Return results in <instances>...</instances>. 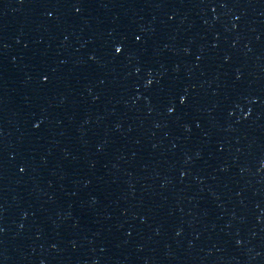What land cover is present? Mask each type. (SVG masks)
<instances>
[{
  "label": "water",
  "instance_id": "obj_1",
  "mask_svg": "<svg viewBox=\"0 0 264 264\" xmlns=\"http://www.w3.org/2000/svg\"><path fill=\"white\" fill-rule=\"evenodd\" d=\"M0 264H264V0H0Z\"/></svg>",
  "mask_w": 264,
  "mask_h": 264
},
{
  "label": "snow or ice",
  "instance_id": "obj_2",
  "mask_svg": "<svg viewBox=\"0 0 264 264\" xmlns=\"http://www.w3.org/2000/svg\"><path fill=\"white\" fill-rule=\"evenodd\" d=\"M77 11H79V9H77ZM136 40H140V36H136ZM115 51H116V52H120V51H121V49H120L119 47H116V48H115ZM45 80H47V77H45ZM148 83H149V84H151V83H152V81H151V80H149V81H148ZM180 99H181V102H183V100H184V97H183V96H181V97H180ZM169 111L171 112V111H173V109H171V108H170V109H169ZM20 170H21V171H24V169H23V168H21Z\"/></svg>",
  "mask_w": 264,
  "mask_h": 264
}]
</instances>
